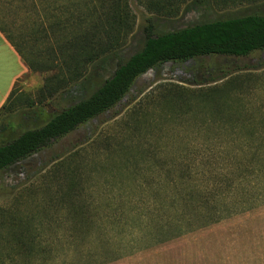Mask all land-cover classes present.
<instances>
[{
	"label": "rangeland",
	"instance_id": "1",
	"mask_svg": "<svg viewBox=\"0 0 264 264\" xmlns=\"http://www.w3.org/2000/svg\"><path fill=\"white\" fill-rule=\"evenodd\" d=\"M85 1L0 0V10L25 55L39 64L49 53L45 47L56 46L51 27L55 18L77 21ZM129 3L134 30L106 60L101 69L104 78L140 49L147 26L150 33L160 34L205 21L264 14V0L228 5L186 0L166 14L149 10L140 0ZM212 60L216 67L212 76L235 70L232 81L227 77L205 82L211 75L194 73ZM26 66L8 108L0 113V144L82 97L74 87L41 99L47 72ZM33 107L43 113L23 115ZM260 142L264 144V51L242 57L203 56L152 68L137 78L115 107L0 171V264H61L71 247L62 223L68 202L86 204L96 219L91 236L76 240L83 250L74 254L79 264H264V202L251 209L245 204L238 211L230 205L229 211L237 212L178 238L153 243L156 228L166 220L161 204L165 197L169 204L174 199L169 184L174 185L179 168L205 177L210 172L225 174L243 167L245 151L250 161L259 159L255 152ZM68 161L77 174L72 192L67 190ZM20 167L23 173L17 177ZM230 181L223 177L228 204L236 184ZM239 197L242 202L261 201L257 193L245 189ZM23 232L31 238L32 248L24 245L26 252L34 253L30 257L19 253L16 244L17 234ZM40 249H46L44 255H38Z\"/></svg>",
	"mask_w": 264,
	"mask_h": 264
},
{
	"label": "trees",
	"instance_id": "2",
	"mask_svg": "<svg viewBox=\"0 0 264 264\" xmlns=\"http://www.w3.org/2000/svg\"><path fill=\"white\" fill-rule=\"evenodd\" d=\"M140 1L149 10L166 14L170 13L175 5L186 0ZM214 1L228 5L254 0ZM82 7V12L77 15V21L61 20V16H58L54 24H50L52 28L55 27L53 31L57 37L56 46L45 47L46 53H49L46 55V60L39 61V64L25 55L24 49L15 41L7 28L0 10V29L21 54L28 67L47 72L45 82L39 90L41 99L47 96L54 97L65 88L66 92H71L76 87L82 94V97L74 103L52 112L41 125L27 128L16 137L1 143L0 171L50 147L79 126L115 107L131 91L137 78L152 68H157L166 62L183 63L203 56L242 57L254 51H264V14L260 13L200 22L160 34L150 33L147 26L146 37L140 49L118 63L114 71L104 78L101 69L104 68L106 60L121 47L134 30L135 15L130 8L129 0H87ZM43 9L47 11L46 7ZM46 17L49 20V15L46 14ZM40 22L43 24V21ZM38 30L45 32L43 26L38 25ZM33 49L32 46L29 47V54L33 53ZM57 53H59L58 58ZM213 61L204 69L195 70L194 73L211 75L210 80L205 82L227 77L232 81V72L235 70H222L223 73L212 76L216 71ZM196 81V84L203 83L201 80ZM14 91L15 88L0 108V113L8 108ZM32 112L39 117L43 110L33 107L22 113L25 116ZM245 149V146L240 148V152ZM247 153L245 151L241 161L243 167L236 166L225 174L210 172L204 173L207 175L205 177L201 172L198 174L179 168L174 185L169 184L174 189V199L170 200L172 204H169L165 197L161 204L166 220L156 228L153 243L166 242L189 231L209 226L226 215L237 212L245 204L246 209H251L263 203L264 144L260 142L257 147L255 153H259L260 157L256 161H250ZM234 155L237 157L239 154L235 152ZM64 166L68 171L67 190L72 192L76 187V170L71 166L70 161ZM22 168H18L17 177L23 173ZM224 176L229 177L230 182H236L232 186L235 187L234 197L229 204L224 200L227 192L222 188ZM169 186L167 185L166 188L169 189ZM243 189L247 193L250 191L257 193L261 201L253 202L248 199L242 202L239 193H242ZM230 205L236 207L237 211H229ZM224 210L227 211L225 214ZM89 212L86 204L77 205L72 202L66 204L64 220H62L65 227L63 234L71 247L69 246V253L61 264L80 263L74 261V254L83 251L76 244V240L90 237L91 225L96 222L95 217ZM173 212L175 213L172 214ZM13 226L14 224L11 228ZM17 237L19 253H26L29 257L33 255L32 251L26 252L24 246L27 245L28 249L32 248L30 236L23 232L17 234ZM44 252L46 249H40L38 255H44Z\"/></svg>",
	"mask_w": 264,
	"mask_h": 264
},
{
	"label": "crops",
	"instance_id": "3",
	"mask_svg": "<svg viewBox=\"0 0 264 264\" xmlns=\"http://www.w3.org/2000/svg\"><path fill=\"white\" fill-rule=\"evenodd\" d=\"M28 71L21 54L0 29V108L17 80Z\"/></svg>",
	"mask_w": 264,
	"mask_h": 264
}]
</instances>
